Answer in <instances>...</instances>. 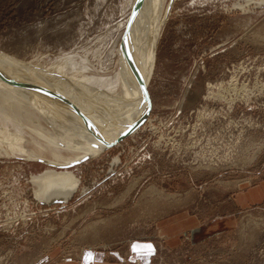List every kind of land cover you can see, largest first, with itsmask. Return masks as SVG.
<instances>
[{
	"label": "rangeland",
	"instance_id": "obj_1",
	"mask_svg": "<svg viewBox=\"0 0 264 264\" xmlns=\"http://www.w3.org/2000/svg\"><path fill=\"white\" fill-rule=\"evenodd\" d=\"M170 2L135 133L69 170L0 154V264L79 262L89 248L105 264H264V197L238 199L264 185V0ZM133 3L0 0V51L44 86L107 93L125 75ZM43 109L44 129L0 111V145L17 133L55 160L39 142L61 132ZM48 172L78 180L65 206L37 197Z\"/></svg>",
	"mask_w": 264,
	"mask_h": 264
},
{
	"label": "bare ground",
	"instance_id": "obj_2",
	"mask_svg": "<svg viewBox=\"0 0 264 264\" xmlns=\"http://www.w3.org/2000/svg\"><path fill=\"white\" fill-rule=\"evenodd\" d=\"M173 1L171 0L170 5ZM133 2L127 48L126 39L122 44L123 55L126 56L128 52L125 75L121 78L119 88L113 82L108 85L107 91L109 92L107 93L95 91L97 88L91 90L92 93H87V88L84 85L69 91L44 86L33 71L16 62L9 54L0 51V103L1 101L3 103L0 104L1 113L8 117L10 113L16 114L12 115V120L16 119L25 126L29 121L41 129L43 128L41 120L44 118L41 110L44 108L45 110H43L48 112L47 116L52 120L50 124L53 125V128L56 125L58 127L56 130L61 132V135L58 134V138L51 133L52 131L49 132L58 140L54 139L52 135L50 138L43 134L41 137L47 139L48 143L39 140L40 144L43 143V146L55 154V160L43 156L41 147L39 150L29 148L24 142L23 144L14 142L20 140V136L12 132H8V136L3 135L0 154L21 155L42 161L57 170H69L70 167L59 168L57 166L68 165L73 161L84 159L86 156L94 157L109 148V145L123 135L133 134L141 127H136L137 120L145 116V110L141 112L140 104L142 106L145 104V93L153 69L155 48L161 37L163 26L166 25L171 7L169 4L164 6L165 0H133ZM17 77L20 83L23 82L25 88L14 84ZM100 88L103 86L98 87V89ZM70 117L74 122L79 123L81 128L79 130L83 131L82 133L77 131V126L76 128L72 127L68 121ZM13 121L17 123V121ZM31 129L34 130L36 138L40 137L36 128L32 127ZM63 150L73 152V155L66 157ZM45 153L44 150V155ZM65 178L71 179V186L54 187L55 182L67 181ZM46 181H49L47 182L49 185L44 189L43 183ZM33 182L40 200L69 198L79 185L77 184L78 180L69 173L48 172L33 177Z\"/></svg>",
	"mask_w": 264,
	"mask_h": 264
},
{
	"label": "crops",
	"instance_id": "obj_3",
	"mask_svg": "<svg viewBox=\"0 0 264 264\" xmlns=\"http://www.w3.org/2000/svg\"><path fill=\"white\" fill-rule=\"evenodd\" d=\"M263 197H264V185H260L255 189H250L247 192L239 194L238 199L240 200L239 202L241 204L245 205L251 203L256 199H261ZM196 234L194 233L193 235L196 236ZM149 247H150L149 243H141L137 246V249L142 250L144 248H149ZM144 254L145 257L149 256V252L145 251ZM80 260L81 261L79 262H76L75 260L63 261L66 263L58 261L56 264H103L104 263L103 262L104 260L102 258V253L91 248L83 250Z\"/></svg>",
	"mask_w": 264,
	"mask_h": 264
},
{
	"label": "water",
	"instance_id": "obj_4",
	"mask_svg": "<svg viewBox=\"0 0 264 264\" xmlns=\"http://www.w3.org/2000/svg\"><path fill=\"white\" fill-rule=\"evenodd\" d=\"M148 120L149 119L146 116L140 117L137 120V122H136V124H137L136 127H140L141 125H143L144 123H146ZM127 135L128 134L123 135L121 138H119L116 142L112 143L108 147H111V146L115 145L118 141H120L122 138L126 137ZM89 158H90V156H86L84 159L77 160V161H73L72 163H70L68 165H58L57 167H59V168H65V167L66 168H69V167H73L75 165H78V164L82 163L83 161H85V160H87ZM77 190L78 189H75V191L72 192V194L69 196V198H63L62 197V198H55V199H50V200L45 199V200H41V202L42 203H45V204H49V205L54 204V203H61V204H63V206H65L70 201V199H72V197L77 192Z\"/></svg>",
	"mask_w": 264,
	"mask_h": 264
}]
</instances>
